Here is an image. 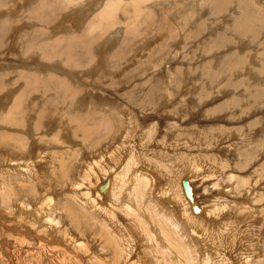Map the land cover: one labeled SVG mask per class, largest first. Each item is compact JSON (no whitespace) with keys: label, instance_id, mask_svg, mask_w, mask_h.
Instances as JSON below:
<instances>
[{"label":"rangeland","instance_id":"rangeland-1","mask_svg":"<svg viewBox=\"0 0 264 264\" xmlns=\"http://www.w3.org/2000/svg\"><path fill=\"white\" fill-rule=\"evenodd\" d=\"M104 1L0 0V175H3L0 177V212L3 206L7 212L0 213V264H10L12 259L11 264H16L17 254L21 258L19 264H162V255L169 244L152 224L149 208L141 204L143 200L138 191L123 190L117 202L108 195L98 203L95 200L94 206L79 201L87 192L86 187L80 186L83 173L98 152L107 153V157L109 152L121 153L117 157L123 159V163L110 174L117 176L116 173H124L127 157L122 152L123 148L129 151V145L140 161L134 171L152 179L154 187L175 189V182L183 187L182 181L186 178L197 208L207 206L209 209V205L219 200L220 204L228 203L226 210L230 211L224 210L219 217L204 221L209 228L203 230L199 240L191 242L180 205H176L178 217L184 222L180 234L190 239L184 256L178 255L181 245L177 244V258H181L177 259V264H188L189 252L192 260L197 261L204 258L207 251L228 254L225 257L235 260L234 264H243L240 257L253 255L254 264H264V0H124L127 2L125 14L115 12L104 21L95 20V16L91 18ZM83 11L86 17L79 18ZM74 13L75 16L80 13L74 19L76 23H67ZM89 22L96 25L93 27ZM39 115L48 118L41 124ZM55 120L62 121L66 128H59ZM75 120H79L80 125ZM76 125L77 142L72 129ZM68 139L75 140L72 145H81L82 150L79 146L72 152L68 150ZM64 150L71 154H61ZM52 153H55V162L51 166ZM157 160L159 167H156ZM30 161L36 166L37 180L24 171ZM108 161L111 164L109 158ZM190 170L193 172L189 173ZM229 173L237 174L239 182L230 181ZM187 174L196 177L189 180ZM106 191H101L102 196ZM47 196L55 198L49 214L60 223L54 231L44 233L41 231L44 225L32 226L25 217L27 214L17 208L20 201L30 202L35 207ZM8 197L10 208L5 204ZM126 204L132 206V214L126 210ZM244 205L252 207V212H243L239 217L238 212L245 209ZM165 206L171 208L169 204ZM11 208L15 209L16 218L8 214ZM20 213L25 220L18 218ZM112 215H115L114 222L109 220ZM234 218L239 228L233 227L234 223L230 226L229 221ZM223 220L232 227V233L224 235L226 239L223 236L214 239L215 230ZM113 224H118V228ZM147 224L158 245L143 237V231L148 230L144 226L149 227ZM130 228L135 233H130ZM120 234L128 239V246L120 242L119 247L115 240ZM70 236L85 241L92 250L81 252L67 248L66 252L64 249L71 258L68 261L63 259L64 250L54 258L51 251L42 253L53 245L70 247Z\"/></svg>","mask_w":264,"mask_h":264},{"label":"bare ground","instance_id":"bare-ground-1","mask_svg":"<svg viewBox=\"0 0 264 264\" xmlns=\"http://www.w3.org/2000/svg\"><path fill=\"white\" fill-rule=\"evenodd\" d=\"M132 2H136V1H132ZM19 3V2H18ZM96 3H99V1L98 2H95L94 3V5L92 6V7H94L95 5H96ZM126 1H124V0H105L104 1V3H103V5L101 6V7H99V9H97V11L92 15V17L91 18H94V16H95V20L97 19V20H99V19H102L101 21H104V20H107V18L109 17H111V15L112 14H115V12H121V13H123V14H125L126 13ZM133 5V4H132ZM25 6V5H24ZM84 7H86V6H84ZM91 7V8H92ZM137 7V6H136ZM18 8V7H17ZM87 8V7H86ZM129 8V7H128ZM13 9V8H12ZM93 9V8H92ZM135 9V8H134ZM16 10V9H15ZM186 10V9H185ZM76 11V10H75ZM86 11V10H85ZM85 11H83L81 14V16L79 15V18L81 17V18H83L82 16H85L86 15V13H85ZM129 11V10H128ZM16 12V11H15ZM79 12V11H78ZM78 15H76L75 16V13H74V15L72 14L71 16V18L67 21V23H70V22H72L73 23V25H74V22L76 21V20H74ZM86 17V16H85ZM66 18V17H65ZM64 18V19H65ZM77 19V18H76ZM83 20V19H82ZM92 19H90V21H91ZM64 21V20H63ZM100 21V20H99ZM241 22H242V20H241ZM240 22V23H241ZM244 22H245V20H244ZM61 23V22H60ZM76 23V22H75ZM78 23V22H77ZM89 23H91V22H89ZM247 23V22H246ZM78 24H80V22L78 23ZM88 24V23H87ZM92 24V26L93 25H96V23L95 22H93V23H91ZM110 25H112V24H110ZM88 27V26H87ZM94 27V26H93ZM72 28V27H71ZM238 29H240V28H238ZM92 31V30H91ZM53 32V31H52ZM12 40H13V38H12ZM58 40H60V39H58ZM57 40V41H58ZM104 44V43H103ZM13 45V44H12ZM28 46V45H27ZM100 48V47H99ZM102 48H104L103 46H102ZM17 49V48H16ZM101 49V48H100ZM11 50H12V48H11ZM105 50V49H104ZM18 52V51H17ZM16 52V53H17ZM15 53V54H16ZM12 55V54H11ZM15 59V58H14ZM46 63H48V62H46ZM264 65V64H263ZM75 93V92H74ZM23 95V93L22 94H20L19 96L21 97ZM73 97H74V95H72ZM8 97V96H7ZM7 97H6V99H7ZM20 97H18V99H20ZM14 100V99H13ZM20 107V106H19ZM21 108V107H20ZM40 108V107H39ZM38 108V109H39ZM42 108V107H41ZM37 109V110H38ZM43 109H44V107H43ZM42 109V110H43ZM125 108H122V110H124ZM41 110V111H42ZM125 111H126V109H125ZM44 113V112H43ZM53 113V112H52ZM45 114V113H44ZM42 115V114H41ZM55 115V114H54ZM57 116L59 115V114H56ZM122 115V114H121ZM40 119H38V120H41L42 122H41V124L44 122V121H46L47 120V116L45 117V116H38ZM55 117V116H54ZM122 117V116H121ZM42 118H45V119H42ZM58 118V117H57ZM56 118V119H57ZM125 119H127V118H125ZM37 119H36V121H38ZM62 121H63V119H61ZM120 120H121V122H122V118H120ZM56 121V120H55ZM62 121H60V120H58V121H56V124L59 126V128H66V125L64 126L63 125V123H62ZM76 121V120H75ZM79 121V120H78ZM78 121H76V123L78 124V125H80V123L78 122ZM130 121V120H129ZM39 122V121H38ZM73 122V121H72ZM99 122H101V121H99ZM74 123V122H73ZM21 124H23V123H21ZM103 124H105L104 122H103ZM78 125H76L75 126V128H72L73 129V131H75V134L73 135V137L74 138H77V140H76V142L79 140L78 139V135L76 134V131H77V126ZM100 125H102V124H100ZM100 125H99V128H100ZM21 126V125H20ZM106 126V125H105ZM22 127V126H21ZM97 127V126H96ZM95 127V128H96ZM101 127H103V126H101ZM123 127H124V123H123ZM129 127V126H128ZM127 126H126V128H128ZM87 128V127H86ZM95 128H93L94 130H95ZM17 129H19V128H17ZM25 130H26V128H24ZM68 129V128H67ZM88 129H89V127H88ZM92 129V130H93ZM134 129V128H133ZM220 129V128H219ZM246 129V128H245ZM30 130V129H29ZM63 130V129H62ZM124 130V129H123ZM128 130H129V128H128ZM71 131V130H70ZM127 131V130H126ZM83 132V131H82ZM119 132V131H118ZM124 132V131H123ZM26 133V132H25ZM61 133H62V131H61ZM64 133V132H63ZM127 133H129V132H127ZM53 134V133H52ZM65 134V133H64ZM92 134V133H91ZM242 134V133H241ZM11 135V134H10ZM21 135V134H20ZM19 135V136H20ZM24 135V134H23ZM26 135V134H25ZM87 135V134H86ZM90 135V134H89ZM116 135V134H115ZM120 134L118 133V136H119ZM12 136V135H11ZM18 136V137H19ZM36 136V135H35ZM84 136V135H83ZM117 136V135H116ZM9 137V136H8ZM22 137V136H21ZM58 138H60L59 136H57ZM65 137V136H64ZM124 137H125V135H124ZM128 137H130L129 135H128ZM132 137V136H131ZM87 138V137H86ZM118 138V137H117ZM116 138V139H117ZM242 138V137H241ZM37 139V138H36ZM36 139H35V141H36ZM61 139V138H60ZM67 139V138H66ZM72 139V138H71ZM144 139V138H143ZM146 139H148V138H146ZM238 139V138H237ZM29 140V139H28ZM69 140V139H68ZM86 140V139H85ZM125 140V139H124ZM16 141V140H15ZM23 141V140H22ZM21 141V142H22ZM33 141H34V139H33ZM57 141V140H56ZM60 141V140H59ZM243 141V140H242ZM62 142V141H61ZM64 142V141H63ZM86 142V141H85ZM25 143V142H24ZM29 143H31L30 142V140H29ZM41 143H42V141H41ZM44 143V142H43ZM42 143V144H43ZM72 143H75V140L74 141H72V142H70V140H69V142H68V144H69V147H68V150H71V152L72 151H74L79 145H77V144H75V145H72ZM140 143H143V142H140ZM62 144V143H61ZM60 144V145H61ZM86 144V143H85ZM128 144V143H127ZM246 144V143H245ZM244 144V145H245ZM248 144V143H247ZM26 145V144H25ZM33 145V144H32ZM36 145V144H35ZM44 145H46V144H44ZM58 145V144H57ZM143 145V144H142ZM144 145H145V143H144ZM186 145V144H185ZM59 146V145H58ZM25 148L27 147V146H24ZM30 147H31V144H30ZM36 147V146H35ZM64 147V146H63ZM81 147V145L78 147L79 148V150H82V147ZM84 147V146H83ZM139 147V146H138ZM19 148V147H18ZM77 148V149H78ZM104 148V147H103ZM27 149H29L28 147H27ZM32 149V148H31ZM30 149V150H31ZM36 149V148H35ZM88 149V148H87ZM105 149V148H104ZM127 149L128 148H123V156L124 157H127V160L126 161H124L125 163H124V170H122V172L124 171V173H122V174H119V173H116V174H118L117 176L116 175H114V176H112L111 177V172H113L114 170H115V168H117L118 166H120L121 165V163H123L122 162V160L123 159H120L119 157H117V152L115 151V152H109V155H108V157H107V153L106 154H104V153H102V151L101 152H98L99 153V155L95 158V160L93 159V163L92 164H89L88 165V169H84L83 171H86L85 172V174L83 173V178L81 179V184H80V182H79V184H80V186L81 185H83L84 187H86V190H87V192L85 193V194H83V195H81L80 196V199L81 200H79L80 201V203H84V202H86V203H88V204H90V205H92V206H94L93 204L95 203V200H97V203H98V200L100 201V200H103L104 199V197H106L107 198V196L108 195H110L111 196V198H112V200H115L116 201V199H118L120 196H121V194H123V190H124V192L126 191V189H133V191H138L139 192V195H140V199H142L143 200V202L141 203L142 205H147L148 206V208H149V213H150V215H151V217H152V220H153V223L152 224H155L156 225V228H158L159 229V232H160V236L162 237V236H164V238H165V242L166 243H168L169 244V248L165 251V253L162 255V264H170V263H168V262H170V261H172V262H174V264H177V244H180L181 245V251H179L178 252V255L179 256H184L185 255V250H186V248H187V243H188V241L190 240L189 239V236H188V238H187V236L186 235H184V234H180V232H183V230H182V225H184V222H183V220H181V217H178V214H177V204H179L180 205V208H181V215H182V217L185 219V223H186V228H188L189 229V231H190V238H191V240H190V242L191 241H195L197 238H198V240H199V238L201 237V236H203V230H205L206 228H209L208 226H207V224H205L204 223V221H206L208 218H217V217H219L220 216V214H221V212L222 211H224V210H226L229 206L227 205L228 203L225 201H223V202H221L222 204H220L219 202H220V200H219V202H217L216 204H213V205H209V209H206L207 208V206H206V208L203 206V207H201V209H199V208H197V206H196V203L193 201V198H192V196H191V186H190V184H188V186H189V191H190V195H188L187 193H186V191H185V187H184V185H183V187H182V184L181 183H179L178 185H177V183L175 182V189H170V188H163V187H161V186H157L158 188H161V189H158L157 187H154L153 185H152V183H151V181H153L152 179H150V178H147L144 174H142V173H140V171L138 172V171H134V169H136V167H137V164L138 163H140V161H139V156H138V154L133 150V148H130V145H129V151H127ZM43 150V149H42ZM41 150V151H42ZM116 150V149H115ZM26 151V150H25ZM36 151V150H35ZM99 151H100V149H99ZM110 151V150H109ZM139 151V150H138ZM22 152V151H21ZM38 152V151H37ZM65 152H67L68 154L70 153L71 154V152H69V151H63V152H60L61 154L62 153H64L65 154ZM26 153V152H25ZM42 153H44V152H42ZM60 153H58V154H60ZM84 153V152H83ZM140 153V152H139ZM24 153L22 152V155H23ZM38 154V153H37ZM57 154V153H56ZM121 154V153H120ZM119 154V155H120ZM143 154V153H142ZM29 156L31 155L30 153L28 154ZM118 155V156H119ZM25 156V158H27L28 156L27 155H24ZM27 156V157H26ZM32 156H33V154H32ZM36 156V155H35ZM55 153H52L51 154V156H50V165L52 166L53 164H54V162H55ZM61 156V155H60ZM59 156V157H60ZM107 158H106V157ZM49 157V156H48ZM48 157H46V158H48ZM145 157H146V154H145ZM144 157V158H145ZM22 158H23V156H22ZM32 158V157H31ZM72 158V157H71ZM91 158H92V155H91ZM108 158H109V160H110V162H111V164L109 163V161H108ZM14 159H15V157H14ZM20 159H21V155H20ZM30 158L28 157V160H29ZM146 159V158H145ZM188 159V158H187ZM10 160V159H9ZM24 160V159H23ZM26 160V159H25ZM39 160L40 159H38L37 161H38V163H40L39 162ZM82 160V159H81ZM12 161V160H11ZM11 161H9V162H11ZM22 161V160H21ZM59 161H61V160H59ZM71 161V160H70ZM73 161V160H72ZM75 161V160H74ZM86 161V160H85ZM8 162V160L6 161V163ZM36 162V161H35ZM62 162V161H61ZM91 162H92V160H91ZM154 162V161H153ZM157 162V166L156 167H159V161L157 160L156 161ZM5 163V164H6ZM20 163L21 162H19V165H20ZM37 163V164H38ZM78 163H79V161H78ZM81 163H82V161H81ZM90 163V162H89ZM155 163V162H154ZM4 164V165H5ZM83 164H84V162H83ZM88 164V163H87ZM194 164V163H193ZM8 165H9V163H8ZM12 165H13V163H12ZM14 165H16V163L14 164ZM27 165V167H26V169H24V171H26V174L28 173L29 175H31L32 176V178L33 179H35V180H37L39 177H38V172H37V170H36V166H35V164L34 163H32L31 161L29 162V163H27L26 164ZM61 165V164H60ZM118 165V166H117ZM194 165H196V164H194ZM87 165H85V167H86ZM225 166V165H224ZM13 167V166H12ZM17 167V166H16ZM20 167V166H19ZM60 168V167H59ZM80 168V167H79ZM197 168V167H196ZM18 169V168H17ZM61 169V168H60ZM83 169V168H82ZM142 169V168H141ZM159 170H162L161 168H158ZM187 169V168H186ZM11 170H12V168H11ZM19 171H20V169H18ZM45 170V169H44ZM76 170V169H75ZM1 171V170H0ZM13 171H16V169L14 170L13 169ZM12 171V172H13ZM118 171V170H117ZM174 171V170H173ZM173 171H171V173L173 174ZM196 171H199V170H196ZM7 172V171H6ZM10 174H11V172L10 171H8ZM189 172V171H188ZM193 171L192 170H190V172L189 173H192ZM15 173V172H14ZM50 173V172H49ZM175 173H177V170L175 171ZM182 173V172H181ZM7 174V173H6ZM5 174V175H6ZM9 174V175H10ZM198 174V173H197ZM196 174V175H197ZM8 175V174H7ZM81 175V174H80ZM109 175V176H108ZM177 175V174H176ZM178 175H180V174H178ZM229 175V180L230 181H236V179L238 178V175L237 174H235V173H229L228 174ZM227 175V176H228ZM3 176V175H2ZM1 175H0V177H2ZM18 176V175H17ZM30 176V177H31ZM54 176V175H53ZM74 176V175H73ZM186 176H188V178H189V180H194L195 179V177L196 176H194V175H191V174H187ZM241 176V175H240ZM6 177V176H5ZM10 177H12V176H10ZM24 177H27L26 175H24ZM38 177V178H37ZM80 177V176H79ZM168 177V176H167ZM205 177H207V176H205ZM4 178V177H3ZM20 178H22V177H20ZM31 178V179H32ZM75 178V177H74ZM194 178V179H193ZM203 178V177H202ZM210 178V177H209ZM227 178V177H226ZM24 179V178H23ZM80 179V178H79ZM177 179V178H176ZM176 179H174L175 181H177ZM243 179V178H242ZM245 179V178H244ZM5 180V179H4ZM9 180V179H8ZM29 180V179H28ZM27 180V181H28ZM42 180H44V179H42ZM239 180L240 179H237V181L239 182ZM10 181V180H9ZM31 181V180H30ZM80 181V180H79ZM181 181V180H180ZM215 181V180H214ZM229 181V182H230ZM236 181V182H237ZM43 182V181H42ZM84 182V183H83ZM86 182V183H85ZM227 182V181H226ZM235 182V185H237V183ZM244 182V181H243ZM2 182H0V184H1ZM5 183H6V181H5ZM5 183H3V184H5ZM35 183H36V181H35ZM54 183V182H53ZM103 183V184H102ZM188 183H190L189 181H188ZM223 183V182H222ZM9 184V183H8ZM33 184V183H32ZM41 184V183H40ZM73 184V183H72ZM225 184V183H224ZM230 184V183H229ZM240 184V183H239ZM242 184V183H241ZM6 185V184H5ZM43 185V184H42ZM226 185V184H225ZM225 185H223L224 187H225ZM0 186H2V185H0ZM9 186V185H8ZM73 186H75V184L73 185ZM77 186H79V185H77ZM238 186H242V185H238ZM238 186L236 187V186H234L235 188H238ZM5 188H6V186H4ZM40 187H42V186H40ZM83 187V188H84ZM217 187H219L218 186V184H217ZM233 187V186H232ZM233 187V188H234ZM8 188V187H7ZM10 188V187H9ZM45 188V187H44ZM49 188V187H48ZM54 188H55V186H54ZM54 188H53V190H54ZM223 188V187H222ZM221 188V189H222ZM229 188V187H228ZM227 188V189H228ZM2 189V188H1ZM11 189H13V188H11ZM39 189H41V188H39ZM46 189V188H45ZM44 189V190H45ZM68 189V188H67ZM107 190L106 192H104L105 193V196H102V193H101V191H103V190ZM158 189V190H157ZM183 189H184V191H183ZM6 190V189H5ZM48 190V189H47ZM74 190V189H73ZM72 190V191H73ZM155 190H157L158 192H157V195L156 196H154V194H153V192L155 191ZM225 190H226V188H225ZM224 190V191H225ZM229 190H230V188H229ZM232 190V189H231ZM13 191H15V190H12V192ZM18 191V190H17ZM21 191V190H20ZM50 191V190H49ZM48 191V192H49ZM56 191V190H55ZM70 191V190H69ZM219 191V190H218ZM263 191V190H262ZM23 192V191H22ZM44 192V191H43ZM47 192V191H46ZM76 192V191H75ZM186 193V195H185V193ZM220 192V191H219ZM2 193V192H1ZM0 193V194H1ZM80 193V192H79ZM218 193V192H217ZM225 193V192H224ZM258 193V192H257ZM9 195V192H7L6 193V195ZM22 195L24 194V193H21ZM50 194V193H49ZM81 194V193H80ZM90 194L92 195V196H90ZM138 194V193H137ZM262 194V193H261ZM2 195V194H1ZM15 195V194H14ZM63 195H66V194H64L63 193ZM69 195V194H68ZM218 195H219V193H218ZM4 196V195H3ZM28 196V195H27ZM61 196V195H60ZM224 196H225V194H224ZM227 196H228V194H227ZM226 196V197H227ZM259 196H260V194H259ZM2 197V196H1ZM68 197V196H67ZM229 197V196H228ZM10 197H8V199H9ZM63 198V197H62ZM71 198H72V196H71ZM78 198V197H77ZM217 198V197H216ZM224 198V197H223ZM260 198V197H259ZM261 198H262V196H261ZM8 199H6V200H8ZM23 199V198H22ZM21 199V200H22ZM55 199V198H54ZM54 199L51 197V196H47L45 199L43 198V201H42V199H41V203L39 204V205H37V206H32L31 204H30V202H26V201H24V202H21L20 200V203H19V207L17 208V210L18 209H20L21 211H22V214H27L25 217H27V219H30V221L29 222H31L33 225L32 226H34V227H39V226H41L42 225V227H43V225L45 226V227H43V229H41V231H44V233H46V232H50V231H54V228H56V226L60 223L59 222V220H57L56 219V217H54L53 215H50L49 214V211L51 210L50 208L52 207V205H53V203H54ZM127 199V198H126ZM215 199V198H214ZM220 199H221V197H220ZM257 199V198H256ZM2 200H4V198L2 199ZM30 200V199H29ZM38 200V199H37ZM84 200V201H83ZM105 200V199H104ZM165 200H168V201H165ZM169 200L170 201H172V202H169ZM226 200V199H225ZM229 200H230V197H229V199H227V201L229 202ZM261 200V199H260ZM232 201V200H231ZM103 202V201H102ZM101 202V203H102ZM117 202V201H116ZM115 202V203H116ZM129 202V201H128ZM212 202H213V200H212ZM246 202V201H245ZM253 202V201H252ZM255 202V201H254ZM2 203V202H1ZM106 203V202H105ZM223 203H225V204H223ZM259 203V202H258ZM5 204H8V207L10 208L11 207V203H10V199H9V201L7 202H5ZM12 204H14V203H12ZM38 204V203H37ZM120 204V203H119ZM122 204H123V202H122ZM170 205L171 206V208H167L165 205ZM231 203L229 202V205H230ZM68 205V204H67ZM66 205V206H67ZM74 205V204H73ZM110 205V204H109ZM127 205V204H126ZM237 205V204H236ZM253 205H255V204H253ZM2 206V205H1ZM16 206V205H15ZM54 206V205H53ZM69 206V205H68ZM68 206H67V208H68ZM84 206H87V205H84ZM89 206V205H88ZM125 206V205H124ZM234 206H235V203H234ZM239 206V205H238ZM5 207L6 206H3V212H0L1 214L2 213H4V215L7 213H5L4 212V209H5ZM14 207V206H13ZM105 207V206H104ZM106 207H107V204H106ZM105 207V208H106ZM112 207V206H111ZM110 207V208H111ZM140 207V209L141 210H146V208H144V207H142L141 208V206H139ZM196 207V208H195ZM15 208V207H14ZM74 208V207H73ZM97 208V207H96ZM99 208V207H98ZM101 208V207H100ZM102 208H103V206H102ZM240 208V207H239ZM244 210L243 209H241L239 212H238V215H240L239 217H241L242 215H244L243 214V212H246V213H248L249 211H251V209H252V207H250L249 205L248 206H245L244 205ZM50 209V210H49ZM60 209V208H59ZM64 209V208H63ZM72 209V208H71ZM118 209V208H117ZM121 209V208H120ZM232 209V208H231ZM56 210V209H55ZM54 210V211H55ZM58 210V209H57ZM56 210V211H57ZM66 211H67V209H65ZM85 210V209H84ZM126 210L127 211H130V213H131V210H132V206L130 207L129 205H127L126 206ZM14 211H15V209H13L12 210V208L10 209V210H8V214H10L11 216H15V214H14ZM68 211H69V209H68ZM83 211V210H82ZM97 211H99V209L97 210ZM114 211H116V209L114 210ZM121 211V210H120ZM227 212H229L230 211V209H229V211L228 210H226ZM233 211V210H232ZM256 211H258V209L256 208ZM111 212V211H110ZM134 212H136V211H134ZM252 212V211H251ZM98 213V212H97ZM102 213H103V211H102ZM102 213L100 212V214L102 215ZM112 213V212H111ZM124 213V212H123ZM145 213V212H144ZM258 213V212H257ZM0 214V215H1ZM21 214V213H20ZM20 215L18 218L19 219H24V216L23 215ZM61 214V213H60ZM70 214V213H69ZM77 214V213H76ZM132 214V213H131ZM130 214V215H131ZM135 214H137V213H135ZM224 214V213H223ZM236 214V213H235ZM259 214V213H258ZM3 215V216H4ZM55 215V214H54ZM75 215V214H74ZM106 215V214H105ZM109 215H111L110 213H109ZM123 215V214H122ZM128 215V214H127ZM144 215V214H143ZM115 215H112V216H110L109 217V220H111V222H114L112 219H113V217H114ZM201 216L202 217H204V219H202L201 218ZM236 216H237V214H236ZM59 217V216H58ZM67 217V216H66ZM76 217V216H75ZM117 217V216H116ZM125 217V216H124ZM133 217V216H132ZM146 217V216H145ZM15 218H16V216H15ZM64 218V217H63ZM68 218V217H67ZM84 218V217H83ZM90 218V217H89ZM12 219V218H11ZM71 219V218H70ZM99 219H101V218H99ZM103 219H104V217H103ZM107 219V218H106ZM116 219V218H115ZM146 219V218H145ZM25 220V219H24ZM69 220V219H68ZM89 220V219H88ZM93 220V219H92ZM117 220V219H116ZM129 220V219H128ZM219 220V219H218ZM13 221V220H12ZM17 221V220H16ZM27 221V222H28ZM103 221V220H102ZM119 221V220H118ZM122 220L120 219V222H121ZM134 221V220H133ZM220 221V220H219ZM219 221H217V223L219 222ZM235 221H237V219L235 220V218H234V220H232V221H229V223H230V226H231V224H233V227H235V228H237L238 227V224H235ZM2 222V221H1ZM14 222H15V220H14ZM28 222V223H29ZM126 222V221H125ZM124 222V223H125ZM140 224H141V222L140 221H138ZM212 222H214V221H212ZM16 223V222H15ZM23 223V222H22ZM31 223H29V224H31ZM63 223V222H62ZM72 223V222H71ZM99 223V222H98ZM106 222H104V224H105ZM119 223V222H118ZM143 223V222H142ZM229 223H227L225 220H223V223L222 224H220V226H217L218 228L215 230V232H216V236H215V238L214 239H219V238H221L222 239V236L224 237V235L226 236L227 235V233H229V232H231L232 231V227H230L229 226ZM10 224H12L11 222H10ZM17 224V223H16ZM26 224V223H25ZM107 224V223H106ZM111 224V223H110ZM120 224V223H119ZM131 224V223H130ZM248 224V223H247ZM22 225V224H21ZM91 225H92V223H91ZM114 226V228H118L117 226H118V224H113ZM122 225V224H121ZM127 225V224H126ZM134 225V224H133ZM147 225H149V224H147ZM218 225V224H217ZM11 226V225H10ZM29 226V225H28ZM59 226V225H58ZM93 226H95V225H93ZM111 226V225H110ZM110 226H109V228H110ZM123 226L124 225H122V228L121 229H123ZM135 226V225H134ZM216 226V225H215ZM214 226V227H215ZM246 226V225H245ZM34 227H32V229L34 230ZM133 227V226H132ZM145 228L144 229H148V230H144L143 231V237L145 236L147 239H148V242L149 241H151V242H156L157 243V241H156V236L155 235H153V232H151V228H150V225H149V227H147V226H144ZM242 227V226H241ZM31 228V227H30ZM41 228V227H40ZM104 228H106V227H104ZM135 228H137V227H135ZM234 228V229H235ZM239 228V227H238ZM248 228V227H247ZM18 229H20V228H18ZM31 229V230H32ZM35 229H38V228H35ZM102 229V228H101ZM100 229V230H101ZM106 229H108V228H106ZM184 229V228H183ZM125 230V229H124ZM209 230V229H208ZM240 230V229H239ZM243 230V229H242ZM10 231V230H9ZM22 231V230H21ZM26 231V230H25ZM65 231V230H64ZM72 231V230H71ZM103 231V230H102ZM105 231H107V230H105ZM104 231V232H105ZM110 231H112V230H110ZM123 231V230H122ZM122 231L120 232V233H122ZM136 231V230H135ZM156 231V230H155ZM188 231V232H189ZM211 231V230H210ZM244 232H245V229L243 230ZM12 233H14L13 231H11ZM31 232V231H30ZM39 231H37V233H38ZM73 232V231H72ZM91 232V231H90ZM113 232V231H112ZM130 233H135L134 232V230H132L131 228H130V231H129ZM214 232V233H215ZM236 231H234V233H235ZM240 232V231H239ZM243 232V233H244ZM251 232H252V230H251ZM251 232H248V233H251ZM15 233H17V232H15ZM14 233V234H15ZM19 233V232H18ZM26 233V232H25ZM28 233V232H27ZM187 233V232H186ZM232 233V232H231ZM253 233V232H252ZM262 233V232H261ZM24 234V233H23ZM34 234V233H33ZM50 234V233H49ZM100 234H101V232H100ZM125 234H127V233H125ZM207 234V233H206ZM209 234V233H208ZM236 234V233H235ZM263 234V233H262ZM18 235H20V234H18ZM51 235H53V234H51ZM73 235V234H72ZM99 235V234H98ZM97 235V237H99L100 238V236H98ZM106 235V234H105ZM104 235V236H105ZM113 235H114V233H113ZM130 235V234H129ZM239 235H241L240 233H239ZM39 236V235H38ZM37 236V237H38ZM43 236V235H42ZM50 236V235H49ZM55 236V235H54ZM102 236V235H101ZM108 236V235H107ZM107 236H105V237H107ZM110 236H112V235H110ZM114 236H116V235H114ZM128 236V235H127ZM132 236V235H131ZM205 236V235H204ZM27 237H29V236H27ZM52 237V236H51ZM66 237H68V234L66 235ZM65 237V238H66ZM92 237V236H91ZM137 237H139L138 235H137ZM206 237V236H205ZM20 238V237H19ZM43 238H45L44 236H43ZM64 238V239H65ZM159 238V237H158ZM157 238V239H158ZM225 238V237H224ZM244 238V237H243ZM249 238V237H248ZM256 238V237H255ZM68 239V238H67ZM102 239V238H101ZM112 239H113V237H112ZM115 239V238H114ZM135 239H137V238H135ZM211 239H212V237H211ZM210 239V240H211ZM226 239V238H225ZM232 239H233V237H232ZM235 239H236V237H235ZM257 239V238H256ZM50 240V239H49ZM69 240H70V242H71V245H70V247H68V246H57V245H53L51 248H49V249H45V248H43V249H45L46 251H44V252H42V253H45V252H49V251H51L52 252V258H54L55 256L57 257L58 256V254H61V252L65 249L66 250V252L68 251V249L69 248H72V249H78V250H80L81 252L82 251H90V250H92V249H90L89 248V245H88V243H86L85 241H83V240H79L78 238H76L75 236H70L69 237ZM92 240V239H91ZM197 240V241H198ZM213 240V239H212ZM211 240V241H212ZM246 240H248V239H246ZM258 240V239H257ZM20 241V240H19ZM50 241H52V239L50 240ZM54 241V240H53ZM52 241V242H53ZM115 241H117L118 242V244H119V247L121 248V246H120V242L122 243H125V244H127V246H128V239L127 238H125V236L124 235H122V234H120V237H119V239H118V237H117V239L115 240ZM196 241V242H197ZM218 241V240H217ZM222 241V240H221ZM242 241V240H241ZM21 242V241H20ZM43 242V241H42ZM41 242V243H42ZM44 242H45V240H44ZM51 242V243H52ZM55 242V241H54ZM68 244H70L68 241H66ZM95 242V241H94ZM108 242H109V240H108ZM141 242V241H140ZM140 242H138L139 244H140ZM143 242V241H142ZM159 242V241H158ZM196 242L192 245V247H195L194 245L196 244ZM201 242V241H200ZM215 242H216V240H215ZM225 242V241H224ZM224 242H222V243H224ZM227 242H228V240H227ZM29 243V242H28ZM40 243V244H41ZM47 243V242H46ZM65 243V242H64ZM111 243V242H110ZM113 243H115V242H113ZM112 243V244H113ZM161 243V242H160ZM202 243V242H201ZM208 243V242H207ZM212 243V242H211ZM226 243V242H225ZM242 243H246V242H242ZM242 243H240V244H242ZM22 244V243H21ZM66 244V243H65ZM92 244V243H91ZM117 244V245H118ZM199 244V243H198ZM204 244V243H203ZM210 244V243H209ZM221 243L219 242V244L218 245H220ZM261 244V243H260ZM259 244V245H260ZM49 245V244H48ZM116 245V246H117ZM157 245H158V243H157ZM200 245V244H199ZM206 245V244H205ZM204 245V246H205ZM211 245V244H210ZM217 245V244H216ZM227 245V244H226ZM246 245V244H245ZM31 246V245H30ZM42 246V245H41ZM91 246V245H90ZM130 246V245H129ZM133 246V245H132ZM161 246V245H160ZM164 246V245H163ZM207 246V245H206ZM224 246V245H223ZM48 247V246H47ZM125 247V246H124ZM165 247V246H164ZM168 247V246H167ZM191 247V248H192ZM199 247V246H198ZM201 247V246H200ZM209 248H210V246H208ZM68 248V249H67ZM116 247H114V249H115ZM147 248V247H146ZM197 248V247H196ZM215 248V247H214ZM220 248V247H219ZM224 248V247H223ZM223 248H221V249H223ZM245 248H247V247H245ZM38 249V248H37ZM42 249V250H43ZM105 249V248H104ZM129 249V248H128ZM159 249V248H158ZM189 249V248H188ZM218 249V248H217ZM34 250V249H33ZM39 250V249H38ZM38 250H36V251H38ZM65 250L63 251V253H65ZM116 250H117V248H116ZM133 250V249H132ZM189 250H191V249H189ZM248 250V249H247ZM194 251V250H193ZM197 251V250H196ZM196 251H195V253H196ZM214 251V250H213ZM216 251V250H215ZM248 251H250V250H248ZM222 252H224V251H222ZM264 252V251H263ZM40 253H41V251H40ZM147 253V255L149 254L148 253V251L146 252ZM158 253H160V252H158ZM192 253V252H191ZM194 253V254H195ZM207 254H205V257L204 258H202L201 260L200 259H198V260H200L199 262H200V264H215V261H217V263L216 264H234V263H237V262H234L233 260H230V258L228 257V258H226L225 256H227L228 254H221L219 251H217V252H210V251H207L206 252ZM227 253V252H226ZM243 253H245V252H242V254ZM28 254H30V253H28ZM33 254V253H32ZM47 254V253H46ZM46 254H43L44 256L46 255ZM67 253H65V255H64V258L63 259H65V261H68L69 259H71L70 257H69V255H66ZM80 254H82V253H80ZM95 254V253H94ZM102 254V253H101ZM156 254H157V252H156ZM188 254V253H187ZM189 254H190V252H189ZM189 254L187 255L188 256V258H187V260L188 261H190V262H187L186 261V263H188V264H192V263H198L195 259V261L194 260H192V258L189 256ZM193 254V255H194ZM211 254H213V256H211ZM241 254V253H240ZM249 254V253H248ZM18 255V258L16 257V258H14V260H15V263L16 264H19V260L21 261V258H20V254H17ZM50 255V254H49ZM50 255V256H51ZM103 255V254H102ZM145 255V254H144ZM197 255H201V254H198L197 253ZM204 255V254H203ZM237 255V254H236ZM249 255H251V253L249 254ZM30 256V255H29ZM73 256V255H72ZM84 256V255H83ZM86 256V255H85ZM88 256V255H87ZM99 256V255H98ZM113 256V255H112ZM139 256V255H138ZM198 256V257H199ZM245 256V255H244ZM40 259L42 258V255H39L38 256ZM47 257V256H46ZM89 257V256H88ZM92 257V256H91ZM93 257H94V255H93ZM125 257V256H124ZM140 257V256H139ZM159 257V256H158ZM255 258V256L253 255V256H251V258ZM39 258H36V261L38 262V261H40L39 260ZM61 258V257H60ZM95 258V257H94ZM104 258V257H103ZM112 258V257H111ZM110 258V259H111ZM114 258V257H113ZM157 258V257H156ZM236 258V257H235ZM242 257H240V259H241ZM251 258H249L248 256H245V257H243L241 260L239 259V261H240V263H243V264H254L255 262H256V260H255V262L251 259ZM78 259V258H77ZM130 259V258H129ZM181 258H179L178 260H180ZM237 260H238V256H237V258H236ZM257 259V258H256ZM13 260V259H12ZM12 260L9 262L10 264L11 263H14V261L12 262ZM48 260V259H47ZM50 260V259H49ZM48 260V261H49ZM94 260V259H93ZM105 260V259H104ZM108 260V259H107ZM116 260V259H115ZM236 260V261H237ZM56 261V260H55ZM85 261H86V259H85ZM141 261V260H140ZM139 261V262H140ZM156 261H158L159 262V260H156ZM183 261H185V260H183ZM263 261H264V259H263ZM64 262V261H63ZM73 262V261H72ZM78 262H80L79 260H78ZM108 262V261H107ZM142 262H144V261H142ZM153 262H155V261H153ZM34 263H36V262H34ZM48 263V262H47ZM51 263H52V261H51ZM82 263V262H81ZM98 263V262H97ZM106 263V262H105ZM120 263V262H119ZM123 263V262H122ZM179 263H181V264H185V262L183 263V262H179ZM5 264H7L6 262H5ZM29 264V263H28ZM49 264V263H48ZM61 264V263H60ZM64 264H66V263H64ZM69 264V263H68ZM74 264V263H73ZM83 264V263H82ZM145 264H147L146 262H145Z\"/></svg>","mask_w":264,"mask_h":264},{"label":"water","instance_id":"water-1","mask_svg":"<svg viewBox=\"0 0 264 264\" xmlns=\"http://www.w3.org/2000/svg\"><path fill=\"white\" fill-rule=\"evenodd\" d=\"M183 185H184V187H185V191H186V193L188 194V195H190V191H189V186H188V181H187V179L186 178H183ZM196 208V207H195Z\"/></svg>","mask_w":264,"mask_h":264}]
</instances>
